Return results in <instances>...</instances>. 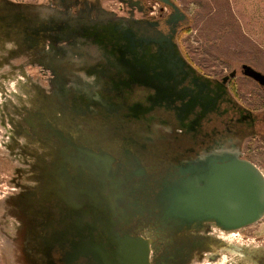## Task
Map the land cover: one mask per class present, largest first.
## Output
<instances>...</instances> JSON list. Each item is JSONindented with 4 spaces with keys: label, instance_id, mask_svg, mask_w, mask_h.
Segmentation results:
<instances>
[{
    "label": "rangeland",
    "instance_id": "374dc122",
    "mask_svg": "<svg viewBox=\"0 0 264 264\" xmlns=\"http://www.w3.org/2000/svg\"><path fill=\"white\" fill-rule=\"evenodd\" d=\"M170 2L0 0V264H102L124 237L180 262L199 235L263 259L264 205L227 232L192 201L226 161L264 180V0ZM228 248L189 264H243Z\"/></svg>",
    "mask_w": 264,
    "mask_h": 264
},
{
    "label": "water",
    "instance_id": "95a60500",
    "mask_svg": "<svg viewBox=\"0 0 264 264\" xmlns=\"http://www.w3.org/2000/svg\"><path fill=\"white\" fill-rule=\"evenodd\" d=\"M171 5L170 0H160ZM109 161V158L106 159ZM232 164L231 166H226ZM226 166V167H225ZM225 172L222 174V172ZM222 174V178L218 177ZM217 176V177H216ZM260 178V180H259ZM262 179V180H261ZM193 199V198H191ZM195 218L200 220L202 229L213 226L222 230L230 231L243 228L254 223L262 214L264 205V180L255 167L240 160L226 161L216 165L208 179L197 191L195 197ZM187 207V204L185 205ZM188 209V208H187ZM248 218H250L248 220ZM190 223V222H188ZM198 247H187L183 252L180 262L174 255L167 258V262L161 264H186L190 261V254L193 252H208L209 255L216 253L213 246L221 249L228 248L229 245L220 243L210 236L199 235ZM158 252L152 240H140L132 237L120 238L113 253L100 250V246L93 244V252L98 256L102 264H150L148 246ZM225 247V248H224ZM228 253L243 256V264H264L263 259L256 261V256L238 248L229 246ZM213 256V255H212ZM212 256H208L210 260Z\"/></svg>",
    "mask_w": 264,
    "mask_h": 264
},
{
    "label": "flooded vegetation",
    "instance_id": "af4514ba",
    "mask_svg": "<svg viewBox=\"0 0 264 264\" xmlns=\"http://www.w3.org/2000/svg\"><path fill=\"white\" fill-rule=\"evenodd\" d=\"M250 234H254V231H253V230H250V231L247 232V235H246V238H247V239L255 240V238L260 237L259 235H256V237H252V236L249 237ZM261 242H263V241H261ZM212 255H213V256H212ZM212 255H211V254L208 255V256H212V257H213L212 260H210L208 256L206 257V259H207L208 261H210V262H214V263L217 262V261L219 260L220 252L216 251V253H214V254H212ZM204 256H205V254L202 253L198 258L202 261V260L205 259ZM201 257H203V258H201ZM189 262H190V261H188L186 264H189ZM197 264H198V263H197ZM247 264H252V263H247Z\"/></svg>",
    "mask_w": 264,
    "mask_h": 264
},
{
    "label": "bare ground",
    "instance_id": "6f19581e",
    "mask_svg": "<svg viewBox=\"0 0 264 264\" xmlns=\"http://www.w3.org/2000/svg\"><path fill=\"white\" fill-rule=\"evenodd\" d=\"M231 165H232V164H228V165H226V166L228 167V166H231ZM226 166H225V167H226ZM253 168H254V167H253ZM256 170H257V169L255 168V171H256ZM221 172H222V174L225 173V172H223V171H221ZM222 174H221L220 176H218V177L222 178ZM216 177H217V176H216ZM259 180H260V178H259ZM261 180H262V179H261ZM249 219H250V218H248V220H249ZM236 231H237V230H236ZM227 232H228V231H227ZM229 233H230V232H229ZM236 233H237V232H236ZM210 263H211V262H210Z\"/></svg>",
    "mask_w": 264,
    "mask_h": 264
}]
</instances>
